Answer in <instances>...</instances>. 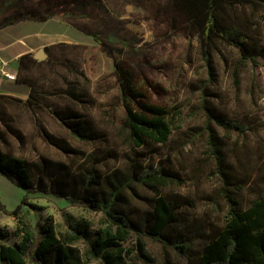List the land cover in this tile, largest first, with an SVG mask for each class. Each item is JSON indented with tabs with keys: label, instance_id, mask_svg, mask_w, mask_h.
<instances>
[{
	"label": "rangeland",
	"instance_id": "obj_1",
	"mask_svg": "<svg viewBox=\"0 0 264 264\" xmlns=\"http://www.w3.org/2000/svg\"><path fill=\"white\" fill-rule=\"evenodd\" d=\"M234 8L239 19L247 17L253 22L246 39L249 58L239 68L238 83L233 76L238 50L219 40L212 52L216 79L208 81L197 37L172 0H0V25L32 17H62L95 39L89 44L54 45L43 59L24 64L18 80L31 85L32 99L27 101V85L21 86V93L0 98V148L29 160L43 156L61 160L74 170H79L91 154L106 158L97 165L103 173L122 168L132 152L117 133L123 107L115 64L122 63L132 70L135 84L147 98L169 111L166 119L172 126L170 138L165 143L146 141L138 151L143 163L161 162L164 170L176 177L160 188V194L178 205L184 232L190 237V255L197 258L226 220V203L219 196L221 182L209 155L206 126L222 142L239 203L247 205L264 187V8L250 4ZM100 40L101 44L97 42ZM71 85L82 92V104L74 103L64 93ZM56 109L84 114L94 127L105 130V140L75 138L52 114ZM207 111L236 121L246 130L239 133L225 129L209 119ZM7 125L14 132H9ZM42 128L66 138L78 153L68 154L49 144ZM109 153L113 156L107 158ZM141 193L145 198L133 204L144 211L156 194ZM0 202L4 206L0 209V226L11 233L16 225L11 212L18 206L36 233L48 216L57 232L67 229L65 214L71 220L88 219L94 227L101 224L100 212L42 192H30L1 172ZM134 217L140 222V216ZM16 240L11 234L0 238V244H14ZM143 240L152 260L139 259L133 251L128 258L132 264H189L173 248L148 237ZM134 244L133 236L123 246L132 251ZM75 246L83 257L82 264H102L85 254L83 242Z\"/></svg>",
	"mask_w": 264,
	"mask_h": 264
},
{
	"label": "trees",
	"instance_id": "obj_2",
	"mask_svg": "<svg viewBox=\"0 0 264 264\" xmlns=\"http://www.w3.org/2000/svg\"><path fill=\"white\" fill-rule=\"evenodd\" d=\"M173 7L185 17L188 28L199 42L201 55L208 73V81L215 80L212 52L215 41H222L235 47L239 60L233 76L238 83V71L249 58L250 47L246 41L252 19L235 14L236 5L250 4L263 7L264 0H172ZM174 20H176L174 18ZM93 39V38H92ZM92 39L84 36L83 42ZM95 40V39H93ZM101 44V40L97 41ZM36 61L24 56L16 84L28 86L27 101L32 99V88L24 80H18L25 63ZM116 75L120 86V101L123 116L117 128L123 143L132 149L129 161L122 168L108 173L101 172L97 165L106 158L87 156L79 170L61 160L40 157L29 160L0 148V172L14 180L17 185L30 192H42L65 200L69 204H82L94 212L101 213V224L94 227L88 219L71 220L65 214L67 229L57 232L51 216L39 226L38 233L20 214V206L11 215L16 220L15 229L5 230L0 226V238L11 234L17 237L14 244H0L2 264H82L83 257L75 246L85 245V254L102 264H132L129 255L151 261L143 237L159 241L165 247L173 248L185 256L189 264H264V187L248 204L242 206L233 190V181L228 171L223 145L213 129L206 126L207 146L213 159L215 171L221 186L219 196L226 203V220L216 236L207 241L201 254L192 258L189 252L190 237L184 232V221L178 213V205L160 194V188L176 178L164 170V164L154 165L142 162L138 148L146 141L165 143L171 136L172 126L166 119V107L151 102L135 84L134 74L122 63H116ZM31 88V89H30ZM78 87L71 85L64 93L76 104H82L84 97ZM204 92V91H203ZM5 95H0L2 98ZM202 103L205 98L202 96ZM33 99V103H36ZM52 114L69 130L70 134L82 141H102L105 130L94 127L90 118L77 110H53ZM209 119L217 125L243 133L246 128L236 121L207 111ZM9 132H14L7 125ZM44 139L62 152L78 153L66 138L41 129ZM3 133L0 131V139ZM108 154L107 158L112 157ZM142 191L156 194L150 208L140 211L133 201L145 198ZM0 209L4 206L0 202ZM134 216H140V222ZM135 237L134 249L125 248L123 243Z\"/></svg>",
	"mask_w": 264,
	"mask_h": 264
},
{
	"label": "crops",
	"instance_id": "obj_3",
	"mask_svg": "<svg viewBox=\"0 0 264 264\" xmlns=\"http://www.w3.org/2000/svg\"><path fill=\"white\" fill-rule=\"evenodd\" d=\"M84 31L72 27L62 17L48 19L26 18L0 25V60L6 61L7 71L18 74L24 56H32L39 49L45 51L60 43H84ZM22 87L0 76V95L21 93Z\"/></svg>",
	"mask_w": 264,
	"mask_h": 264
},
{
	"label": "built area",
	"instance_id": "obj_4",
	"mask_svg": "<svg viewBox=\"0 0 264 264\" xmlns=\"http://www.w3.org/2000/svg\"><path fill=\"white\" fill-rule=\"evenodd\" d=\"M7 66H8V63L6 61L0 60V76L6 78L7 80L15 82L17 75H15L12 72L7 71L6 69Z\"/></svg>",
	"mask_w": 264,
	"mask_h": 264
},
{
	"label": "water",
	"instance_id": "obj_5",
	"mask_svg": "<svg viewBox=\"0 0 264 264\" xmlns=\"http://www.w3.org/2000/svg\"><path fill=\"white\" fill-rule=\"evenodd\" d=\"M45 51L43 50V49H39L36 53H35V55H34V57L36 58V59H38V60H41V59H43L44 57H45Z\"/></svg>",
	"mask_w": 264,
	"mask_h": 264
}]
</instances>
